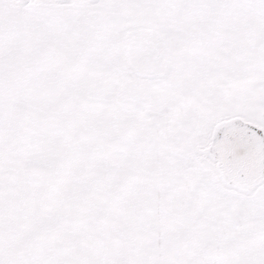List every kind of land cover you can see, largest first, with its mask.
I'll return each instance as SVG.
<instances>
[{"label": "snow or ice", "instance_id": "snow-or-ice-1", "mask_svg": "<svg viewBox=\"0 0 264 264\" xmlns=\"http://www.w3.org/2000/svg\"><path fill=\"white\" fill-rule=\"evenodd\" d=\"M0 264H264V0H0Z\"/></svg>", "mask_w": 264, "mask_h": 264}]
</instances>
